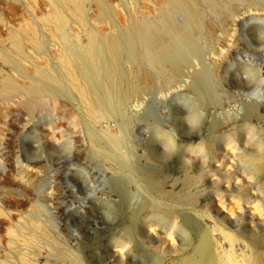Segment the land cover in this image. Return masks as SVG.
<instances>
[{
	"label": "rangeland",
	"instance_id": "1",
	"mask_svg": "<svg viewBox=\"0 0 264 264\" xmlns=\"http://www.w3.org/2000/svg\"><path fill=\"white\" fill-rule=\"evenodd\" d=\"M58 1L0 0V264H210L209 256L212 264H232V257L245 259L239 250L262 252L264 225L239 236L226 221L231 215L221 197L246 198L248 185L239 192L229 183L243 172L264 195V106L248 101L251 96L264 101V0H101L104 8L82 0L84 25ZM60 9L67 22L56 32L51 18ZM140 26L156 39L155 50L187 37L189 50L201 58L190 52L179 64L181 75L166 62L171 76L150 63L152 53H141ZM110 35L120 41L122 70L113 72H118L120 100L106 118L123 117L118 121L123 147L109 138L120 135L119 129L99 127L100 116L81 96L79 62L75 66L67 59L74 52L83 56L93 38L106 43ZM13 38L21 41L22 56ZM241 55L255 74L248 89L231 81L229 66ZM41 70L53 80L40 76ZM8 79L20 89L1 91ZM34 84L44 88L41 95L31 91ZM179 118L189 119L191 127L183 128ZM41 129L56 132L61 147L51 146L45 135L52 133ZM157 143L167 144L170 152H155ZM190 143L212 164L179 163ZM242 143L254 147L251 157H239L234 148ZM221 144L231 152L216 162ZM249 197L252 212L260 202L264 211L263 201ZM82 201L88 202L86 217L92 220L84 229L67 213L85 216ZM150 216L180 234L178 249L165 247L160 255L142 247L141 241L156 244L150 230L142 233ZM214 219L231 231L211 236ZM22 220L30 224L22 227ZM74 231L76 240L69 238ZM204 233L207 257L196 251ZM117 242L131 247L134 260L117 255L115 248L106 250Z\"/></svg>",
	"mask_w": 264,
	"mask_h": 264
},
{
	"label": "bare ground",
	"instance_id": "2",
	"mask_svg": "<svg viewBox=\"0 0 264 264\" xmlns=\"http://www.w3.org/2000/svg\"><path fill=\"white\" fill-rule=\"evenodd\" d=\"M94 1H96L95 3H97L98 5H101V7H103L102 4L100 3L101 0H94ZM57 3H59V5H61L60 6L61 8H63V6L64 7L67 6L68 7V8L66 7L67 11L69 10V12H71L75 16V18L77 19V22H79L80 24L85 23V21H84V19H85L84 14L85 13H84V7H83L84 2H82V0H62L61 1L62 4H60L59 1ZM63 3H64V5H63ZM66 8H64L63 10H65ZM58 12H59V10H58ZM58 12L55 13L56 15H55V17L53 16V19L51 18V21L53 20L55 25H56L55 31L60 29L62 26L65 27V23L67 22L66 17L64 15V13L61 11V9H60V12H62V13H60V12L58 13ZM65 13H67V12H65ZM71 13H69V14H71ZM145 29H146L145 26H140V29L138 30L139 33L142 34V36H141L142 37V51L141 50L140 51L143 54L144 53H147V54L152 53V55H150L148 57V59H150L149 61L151 64L160 66L162 69L164 68V70H165L166 69L165 63L168 61L169 62L171 61V63H173L176 66V69L178 68L177 69L178 71H176V72L179 75H181L182 73L179 72L180 71L179 64L183 60L185 61L186 58H188V55L190 52L195 57L201 58L200 53L196 49H193L192 51L189 50V48H188L189 47V44H188L189 41H188L187 37L182 38L178 41H175L174 44L169 46V47H159V48H157V50H155L156 49L155 45H156L157 41H156V39H153L151 36L147 35L146 34L147 32L145 33V31H146ZM148 29L149 28H147V30ZM56 32H58V31H56ZM33 37L34 36L30 37L33 40L32 42H34L35 44H38L37 39H34ZM13 39H14V46H15V47L13 46L15 48L14 50L17 51V54L21 55L23 52L22 51L23 49L21 48L22 44L20 43L21 41L19 39H16V38H13ZM91 39H89V40H91ZM93 39H92V41L89 42L90 44H88L89 46L85 50L86 52L84 53L83 56H81L82 54L80 55L78 53L80 55V57H82L83 59L80 58L79 56L77 57V55L75 54L77 52H74V51H71L74 53H72V54L70 53V56L68 55L69 58L67 57V59H71L69 61L71 62V64L73 62L74 63L73 65H75V62H79L78 66H77V68H78L77 70H78L79 74L78 75L75 74V75H76V77L77 76L79 77V80L81 79V81H80L81 83H79V86L81 88L80 91L82 93L81 96L83 97V99H85L87 101L88 104L87 103L86 104L88 105V107H90V112L94 113L95 115L100 116V120L97 122L99 127L101 129L106 128L108 131L111 130V127L119 129L120 135L113 136V137L110 136L109 138L115 147H120V146L123 147L125 145L124 132L122 133V131L124 129L122 128V126L118 122L119 119L121 120V118H123V117H121V116L110 117L109 116L108 118H106L107 114H108L107 110H109L111 107L115 109L118 100H120L119 99L120 96L118 95L119 93H118V91L115 90V87H117V84H118V80H117L118 78L116 77V76H118L117 75L118 72H116V75H113L114 71L122 70V67L119 64L120 41L118 38H116L114 36L106 38V40H107L106 43H104L103 41L102 42L100 41L101 43H98V42L95 43V41ZM139 49H140V47H139ZM5 57L9 58L7 56H4L3 60L5 59ZM78 59L80 61H81V59H82V61L83 60L84 61L80 63V61H78ZM7 60H9V59H7ZM9 61H11V60H9ZM66 61L68 62V60H66ZM10 63L12 64V62H10ZM15 63H16V61H15ZM11 64H10V66L13 67L14 63H13V65H11ZM75 66H74V68H75ZM71 67L73 68V66H71ZM16 68L18 69V67H16ZM176 69H174V70H176ZM174 70H172V71H174ZM205 70H206V68H204V71L202 72L203 75L205 74ZM229 70L233 75L231 81L238 87H240L242 84L243 86L245 85L246 88L248 89L249 83H250L248 78L250 76H255V74H254L253 69L250 68L249 59L246 57V55H243V56L241 55V57L238 56V62L231 64L229 66ZM166 71H167V69H166ZM40 72H42V70ZM109 72H112L111 73L112 75H110ZM161 72H162V70H161ZM176 72L174 71L173 75ZM163 73L165 74L166 72L163 71ZM167 73H171V76H172V72L167 71ZM114 74H115V72H114ZM178 74H177V77H178ZM202 74H200L199 77H197L198 81L202 80V78H203ZM75 75H73L74 76L73 79L74 78L76 79ZM40 76H42L46 79L53 80L52 74L48 73L47 71H44V70L42 73H40ZM174 77H176V76L174 75ZM14 84L15 83L11 82L10 79H8V81L6 80L4 82V84L2 85L1 91L10 92L12 90H15L17 86ZM106 84H108L109 87H111L110 91H106V89L108 90V88H109V87L106 88L107 87ZM17 88L20 89V87H17ZM31 88H32V90L31 89L30 90L33 91L34 94L36 93L38 95H41V93H43V91H44V88L39 87V85H37V84H34V87H31ZM252 90H254V89H252ZM29 94L32 95V92ZM125 94H126V92H125ZM245 99L246 98H244V100ZM32 100H34V99H32ZM248 101L255 104V105L264 106V101H260L258 98H255L252 96L249 97ZM184 112H186L185 109L181 108V113H184ZM102 119H105L107 122L104 120L101 121ZM174 119L176 120L177 118H174ZM111 121H113V122H111ZM179 121H180L183 128L184 127H187V128L191 127V125H190L191 122L189 119L183 120V119L179 118ZM105 122H106V124H105ZM44 130L45 131L48 130L49 133H52L51 135H45L48 143L51 146L61 147L62 140L60 137L56 136V132H54L53 130H50V129H41V131H44ZM191 144L192 143H190V145H188L189 149H188V152L186 153L188 155L181 156L179 158L178 162L185 165V166H190L192 164V162L194 161V159H196V161L200 165H211L212 164L211 162H207L208 159L205 157L206 154L203 151V149L200 147L199 148L198 147H192ZM152 148L155 152L160 153V154H168L170 152L168 145L165 143H157V144L153 145ZM253 148L254 147L251 144L242 143L241 146H235L234 149L238 153L239 157H242V156L251 157L252 153H253ZM220 149H221L220 153L217 154V156L219 157L218 158L219 160H216V162L217 161L224 162V159L227 156V151L231 152L230 150H228L226 148V146L224 144L220 145ZM232 155H233L232 159L235 160L233 165H234V167H237L238 165H240L239 159H238V157H236V154L232 153ZM221 169H223V168H221ZM69 175L72 178L75 177V175H72L71 172L69 173ZM231 178H229V179H231ZM233 180L235 181V183H233V181L230 180L231 181V182H229L231 184V186L229 185L230 187H234L235 189H237L240 192V191L244 190V185L246 184V185H248L249 189L244 190V192H246L245 195H243L246 197L245 199H241L238 197L235 198L234 195L231 196L233 199L229 198L228 200L221 197V204H222L223 208L227 209V211L231 215V220L226 219V221L229 222L236 229L235 231L237 234H239V236H241L245 232L246 229H251L254 231L260 230L264 225V211H262L263 205H261V202H260V201H263V204H264V195H263L262 191L259 190V184L248 173H245V172L234 177ZM236 182H239V183H236ZM75 183L79 184V181L77 180ZM152 190L154 192H160V189L158 187H154V188H152ZM249 195L251 196V198H254L255 200L257 199L260 202L259 204L254 205V211H257L256 213L252 212L251 209H249V205H251V203H252V200L250 199ZM219 196H221V195L219 194ZM79 206L84 208L83 214H85V216H81V217L77 216L76 214H78V213L75 212L74 210H69L67 213L69 216H73L72 222L75 221L73 223L76 227L84 229L86 223L88 221H92V220H90L89 217H86V215H88V211L86 209L90 208V207L88 206V202H85V201L80 202ZM74 214L76 215L75 218H74ZM153 218L154 217L150 216V217H147L145 219V226L142 228V233H145L148 230H150L151 234H149V235L150 236L153 235V238H155V240H156V244L155 245L149 244V243L146 244L143 241H141L142 247L145 250L153 249L157 253H159L160 255L165 254V247H169L170 249H174V250L178 249L177 245L180 241V234L174 228L162 226L159 223H155V220ZM19 222L22 225V227H25V226L30 224V222L28 220H22ZM209 228H211V231L209 232L211 236L222 235V234H225L226 231L228 232L230 230L229 226H227L226 224H221L220 222H218L215 219L212 220V224L209 226ZM39 229H40V227H39ZM90 230H91L90 228H87L84 230V232H87ZM56 234H58V233H56ZM58 235L61 237H64L61 234H58ZM229 235H231L232 238H237V235L234 234L233 232H230ZM78 236H79V234L75 232V233H71L69 238L76 240L78 238ZM205 237H206V234L204 233L202 235L201 240L199 241L198 248L196 247L197 248L196 251H198V253L200 254L201 257H207L206 252L208 249L207 248L208 244H207V239ZM114 248L117 250V251L114 250L117 255H119L121 257H126L127 259H130V260H134L133 259L134 256H132V254H131L132 249L127 243L117 242L115 245H113L112 248L107 247L106 250L110 251V249H114ZM246 252L247 251L239 250V256L245 257V259H243V260L239 259L237 261L235 257H232L231 258L232 264H240V263L241 264H264V250L262 252H259V251L256 252L255 251L254 253H252V251H251V254L249 252L248 255H246ZM210 258H211L210 256L207 257L206 262L212 264L213 261L211 262L212 258L211 259ZM179 260L181 262L185 263V261L182 260V258H179Z\"/></svg>",
	"mask_w": 264,
	"mask_h": 264
}]
</instances>
